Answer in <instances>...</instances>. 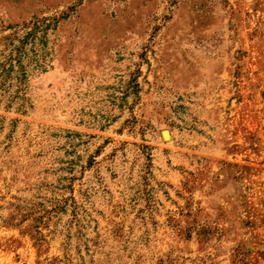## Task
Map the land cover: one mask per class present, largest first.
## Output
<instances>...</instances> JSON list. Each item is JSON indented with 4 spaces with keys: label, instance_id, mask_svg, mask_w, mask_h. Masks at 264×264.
I'll return each instance as SVG.
<instances>
[{
    "label": "rangeland",
    "instance_id": "rangeland-1",
    "mask_svg": "<svg viewBox=\"0 0 264 264\" xmlns=\"http://www.w3.org/2000/svg\"><path fill=\"white\" fill-rule=\"evenodd\" d=\"M0 264H264V0H0Z\"/></svg>",
    "mask_w": 264,
    "mask_h": 264
},
{
    "label": "water",
    "instance_id": "water-1",
    "mask_svg": "<svg viewBox=\"0 0 264 264\" xmlns=\"http://www.w3.org/2000/svg\"><path fill=\"white\" fill-rule=\"evenodd\" d=\"M169 137L168 133L164 134V138L167 139Z\"/></svg>",
    "mask_w": 264,
    "mask_h": 264
}]
</instances>
